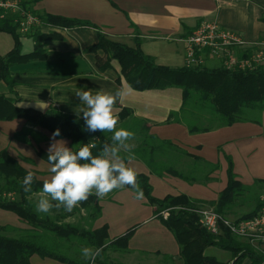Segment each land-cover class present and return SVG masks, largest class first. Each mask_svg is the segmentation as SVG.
I'll use <instances>...</instances> for the list:
<instances>
[{"label": "crops", "instance_id": "1", "mask_svg": "<svg viewBox=\"0 0 264 264\" xmlns=\"http://www.w3.org/2000/svg\"><path fill=\"white\" fill-rule=\"evenodd\" d=\"M31 7L39 13L86 20L96 27L60 28L40 24L37 28L41 32H55L61 38L43 41L44 59L10 67L17 102H42L47 106L44 111L52 107L79 115L83 105L75 95L78 89L92 90L94 94L101 90L123 91V97L114 105V113L117 115L122 108L130 113L119 120L117 128L135 134L129 141L134 144L131 150L134 159L129 166L147 175L151 194L156 198L185 194L197 204L212 206L209 202L217 200L219 192L226 186L225 155L231 157L233 172L241 184L252 187L259 179L263 180L258 182L259 187H264V111L260 114V123L242 121L207 131L189 132L181 115L177 120L172 114L179 111L182 103L180 89L135 90L122 78L117 81L115 60L111 61L110 67L99 70L95 57L96 54L101 57L103 53L85 51L86 47L96 43L99 30L107 38L131 47L138 37L141 50L152 56L155 63L182 67L185 38L202 20L215 21L223 28L237 31L248 42L257 41L264 34V0H238L230 4H218L215 0H36ZM5 34L8 33L0 31V55L13 47L12 37L9 40ZM20 44L21 51L26 53L32 50L34 42L27 33L20 35ZM0 93H7L1 80ZM138 122L145 125L146 135L145 130L141 132L136 125ZM17 132L20 134L15 137ZM149 134L168 144L159 147L157 139L148 138ZM51 136L50 131L25 119L0 120V150H7L42 180L50 173L48 162L37 155V150L41 148L48 152ZM56 139L66 141L70 149L73 147L68 138ZM232 142L238 143V159L228 148ZM121 155L127 157L129 154L122 152ZM99 205L101 212L91 221L92 229L105 224L108 239H112L134 227L126 248L111 251L112 264H183L176 239L155 216V205L149 204L145 197L136 200L132 189H117L99 199ZM79 212L85 214L83 209ZM13 214L14 223L6 225L18 227L22 222ZM63 214V221L71 223V217ZM243 241L264 257V243L252 245ZM229 255L227 260H222L210 254L223 263L231 262ZM50 260L36 254L30 258L31 264ZM248 263V258L241 262Z\"/></svg>", "mask_w": 264, "mask_h": 264}, {"label": "trees", "instance_id": "2", "mask_svg": "<svg viewBox=\"0 0 264 264\" xmlns=\"http://www.w3.org/2000/svg\"><path fill=\"white\" fill-rule=\"evenodd\" d=\"M36 0H20L21 6L33 13L40 24H47L60 28L72 27H96L94 24L75 18L39 13L32 9L31 5ZM15 15H7L0 20V31L11 35L13 47L4 55H0V80L5 84L7 93H0V120L10 121L21 118L44 128L51 133L60 129L58 137L68 138L73 143L71 148L77 151L79 147L95 144L91 149L93 155H97L105 143L112 144V134L99 130L90 132L86 130L85 120L82 113L72 115L60 112L48 107L44 112H36L31 109H21L14 106L18 101L13 89L14 81L10 67L18 63L31 60L44 59L46 53L43 49V41L47 39H59L60 35L55 32L43 33L37 27L28 34L34 44L32 50L26 53L21 51L20 33L14 21ZM134 30L137 32L135 26ZM133 47L107 38L102 32L97 31L96 43L85 48L87 52L96 54V66L99 70H105L115 60L118 65L119 82L122 78L135 90L166 89L176 87L181 90L182 103L178 112L172 113L179 120L181 115L188 127L189 132L207 131L214 127L228 126L236 122L251 121L260 123V114L264 111V63L251 70L227 69L222 64L218 67H168L155 63L154 58L145 54L140 48V39L135 37ZM188 108V109H187ZM187 109V110H186ZM130 111L122 108L117 116L119 120L125 119ZM208 122L209 125H198L190 122L189 118ZM141 132L145 125L136 123ZM134 126V125H133ZM17 132L14 136L17 137ZM148 138L154 140L155 136L149 134ZM160 144H168L158 140ZM48 152L39 148L37 155L47 161ZM126 158V157H125ZM153 159V154L151 156ZM227 161L226 186L219 192L217 200L209 202L219 213H226L235 197L248 191L250 186L241 184L233 172L231 157L225 155ZM148 163V162H147ZM149 164V163H148ZM30 169L23 167L18 160L10 155L7 150H0V208L13 212L19 220L29 226L32 235L8 236L3 234L6 230H15L9 225H0V264H31L30 258L36 254L41 258H51L60 264H87L77 261L40 242L45 233L59 240L77 241L93 249L103 247V251L109 247L125 249L131 237L134 227L127 229L120 236L108 239L107 226L104 224L98 228L80 227L69 222H61L65 210L51 216L50 214L38 213L36 203L30 195L39 194L43 180L35 174L31 192H24L22 181ZM138 182L143 190L144 197L151 205H155L154 214L161 219L162 224L169 229L179 245V254L183 264H241L244 258L249 259L248 264H264V257L251 249L246 243L238 242L237 237L230 235L226 230L222 235L214 236L197 222V215L187 208L200 205L194 199L185 194L165 195L159 199L152 196V187L147 175L138 173ZM263 182V180H256ZM124 188H129L125 186ZM259 198L255 207L242 217L253 215L259 207ZM83 209L90 221L99 217L101 209L99 199L91 195L87 201L81 202L73 210ZM169 209L166 219L159 212ZM17 229V228H16ZM106 245V246H104ZM216 246L231 250L233 256L230 263L218 261L214 256L204 254L207 246ZM102 251V253H103ZM99 264H112V262L99 261Z\"/></svg>", "mask_w": 264, "mask_h": 264}, {"label": "clouds", "instance_id": "3", "mask_svg": "<svg viewBox=\"0 0 264 264\" xmlns=\"http://www.w3.org/2000/svg\"><path fill=\"white\" fill-rule=\"evenodd\" d=\"M75 95L83 105L79 113L83 115L86 130L113 133L112 144L105 143L97 155H93L91 151L97 147L95 144H85L73 151L66 146V141L56 139L61 135L60 129H56L52 133L47 154L50 175L43 180L36 211L49 214L54 208H63L66 212H72L91 195L103 199L112 191L125 186L134 191V199L142 200L144 193L137 179L138 172L129 166V162L134 159L131 155L134 144L129 141L134 139L135 134L124 128L118 129L119 119L114 113V105L123 97L124 92L101 90L94 94L92 90L78 89ZM40 106L47 107L42 102ZM122 152L129 155L125 158L121 155ZM35 178V174L29 170L22 181L24 192L32 191ZM81 251L85 259L95 264L103 247H85Z\"/></svg>", "mask_w": 264, "mask_h": 264}, {"label": "built area", "instance_id": "4", "mask_svg": "<svg viewBox=\"0 0 264 264\" xmlns=\"http://www.w3.org/2000/svg\"><path fill=\"white\" fill-rule=\"evenodd\" d=\"M218 4H230L238 0H215ZM15 15L17 31L27 34L40 25L39 19L25 10L20 0H0V20ZM264 18V9H263ZM221 61L227 69L251 70L264 63V34L255 42H248L236 31L223 28L217 22L202 20L185 38V61L187 67L204 64V56ZM259 207L249 217H228L217 212L213 206L200 204L189 211L197 215L198 224L214 236L226 230L230 235L246 240L249 244L264 243V193L259 196ZM169 209L161 211L166 219Z\"/></svg>", "mask_w": 264, "mask_h": 264}, {"label": "rangeland", "instance_id": "5", "mask_svg": "<svg viewBox=\"0 0 264 264\" xmlns=\"http://www.w3.org/2000/svg\"><path fill=\"white\" fill-rule=\"evenodd\" d=\"M4 36L9 38V40L11 38L10 37L11 35H8V34H5ZM204 58H205L204 60H206V61L204 62V64L199 65L200 67H218L221 65V61L211 59L208 55H205ZM177 90H179V88H177ZM189 119H190V122L194 123V124L209 125L208 122H205V121L201 122L200 120H197V118H195V117L189 118ZM228 148L230 150H232V152L236 155V159H238L237 158V152H236V150L238 149V143L232 142V143H230ZM263 193H264V187L263 188L259 187L258 182H255V185L250 187V189L248 191H245L241 195L235 197V199H234L233 203L231 204L229 210L226 213H224V215H226L228 217H233V218L241 217L243 214L249 212L250 210H252L255 207L259 196L262 195ZM30 198L35 200L34 202L37 204V202L39 200V194L30 195ZM161 211L162 210H160V212H159L160 215H161ZM58 213H61V212L54 208L49 214L51 216H55V214H58ZM64 213L67 214L69 217H71L70 220H71L72 224H76V225H78L80 227H84V228H87L88 227L87 225L91 224V221L88 218L87 214L85 213L84 215H81L79 210L78 211L73 210L70 214H68V212H66V211ZM12 214L13 213L0 208V224L6 225L9 223H14L13 219L11 218ZM68 216H67V219H68ZM61 222H64L63 219H61ZM3 234H6L8 236H24L25 234L26 235H32L33 231L29 230V226L22 223L20 226L15 227V230L3 231ZM237 240H238V242H240V244L245 243V241H243L244 239H242V238H237ZM40 242L46 243L47 246H49L52 249L60 252L63 255L68 256L71 259H74L77 261H84L87 264H91V262L89 260L84 258L81 250L85 247H89V248H93V247H90V246L85 245V244H80L79 242H77L75 240H73L71 242L59 240L50 234L48 235V233H45L44 238ZM207 247H210V248H208L204 254H206V255L214 254L219 259H222V260H224V259L227 260L230 257L229 254H231V258L234 255L231 250H227V249L218 247L222 250L221 251L217 248H214V246H207ZM113 249H120V248L109 247L107 250L103 251V253L101 254L100 257L96 258L95 264H99V261L111 262V260H110L111 256L110 255H111V251ZM222 252H225V253H222ZM56 262L53 261V259H52L50 261H43L40 264H60V263H58V262L56 263Z\"/></svg>", "mask_w": 264, "mask_h": 264}, {"label": "water", "instance_id": "6", "mask_svg": "<svg viewBox=\"0 0 264 264\" xmlns=\"http://www.w3.org/2000/svg\"><path fill=\"white\" fill-rule=\"evenodd\" d=\"M14 106L21 108V109H32V110L37 111V112H43L44 108H45V107H41L39 102L19 101V102L14 103Z\"/></svg>", "mask_w": 264, "mask_h": 264}]
</instances>
